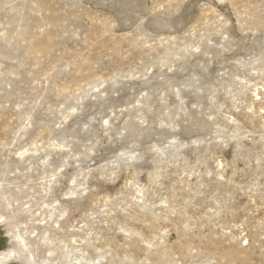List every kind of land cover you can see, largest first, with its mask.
<instances>
[{"label": "rangeland", "instance_id": "374dc122", "mask_svg": "<svg viewBox=\"0 0 264 264\" xmlns=\"http://www.w3.org/2000/svg\"><path fill=\"white\" fill-rule=\"evenodd\" d=\"M0 264H264V0H0Z\"/></svg>", "mask_w": 264, "mask_h": 264}]
</instances>
